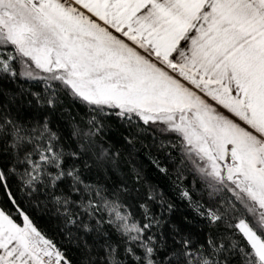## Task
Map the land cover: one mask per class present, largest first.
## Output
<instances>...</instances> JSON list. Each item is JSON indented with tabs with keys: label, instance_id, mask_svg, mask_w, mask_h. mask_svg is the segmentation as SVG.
<instances>
[{
	"label": "snow or ice",
	"instance_id": "obj_1",
	"mask_svg": "<svg viewBox=\"0 0 264 264\" xmlns=\"http://www.w3.org/2000/svg\"><path fill=\"white\" fill-rule=\"evenodd\" d=\"M0 264H264V0H0Z\"/></svg>",
	"mask_w": 264,
	"mask_h": 264
}]
</instances>
